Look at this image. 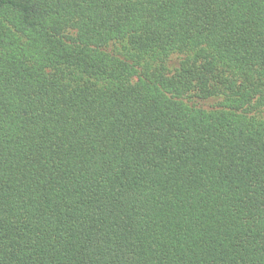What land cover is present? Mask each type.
<instances>
[{
    "label": "trees",
    "instance_id": "16d2710c",
    "mask_svg": "<svg viewBox=\"0 0 264 264\" xmlns=\"http://www.w3.org/2000/svg\"><path fill=\"white\" fill-rule=\"evenodd\" d=\"M0 264H264V0H0Z\"/></svg>",
    "mask_w": 264,
    "mask_h": 264
}]
</instances>
